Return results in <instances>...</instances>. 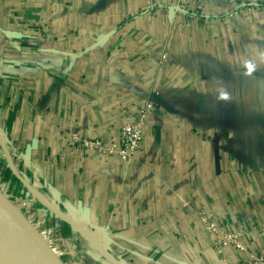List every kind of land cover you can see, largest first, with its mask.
<instances>
[{
    "label": "crops",
    "instance_id": "crops-1",
    "mask_svg": "<svg viewBox=\"0 0 264 264\" xmlns=\"http://www.w3.org/2000/svg\"><path fill=\"white\" fill-rule=\"evenodd\" d=\"M148 102L130 161L82 146L120 148ZM0 133L7 199L25 217L44 203L118 264L263 253L264 0H0Z\"/></svg>",
    "mask_w": 264,
    "mask_h": 264
},
{
    "label": "water",
    "instance_id": "water-1",
    "mask_svg": "<svg viewBox=\"0 0 264 264\" xmlns=\"http://www.w3.org/2000/svg\"><path fill=\"white\" fill-rule=\"evenodd\" d=\"M169 10L171 11L172 8L170 7ZM0 146L6 151L1 133ZM5 158L14 176L22 182L33 197L40 200L38 193L32 189L14 168L8 153L5 154ZM24 217L25 216L0 191V264H64L52 253L49 243L40 236ZM61 218L73 225L75 229L82 232L88 239H91L87 232H83L75 225L76 222L64 216ZM99 250L105 251V253L108 254V252L101 247ZM110 261L113 264H118L113 258L110 259Z\"/></svg>",
    "mask_w": 264,
    "mask_h": 264
},
{
    "label": "rangeland",
    "instance_id": "rangeland-1",
    "mask_svg": "<svg viewBox=\"0 0 264 264\" xmlns=\"http://www.w3.org/2000/svg\"><path fill=\"white\" fill-rule=\"evenodd\" d=\"M10 188L14 190L12 194L15 195L16 201L20 203L21 209L23 208L22 204H26L25 206L27 207L30 206L25 190L21 186L17 188V186L12 185ZM2 191L6 192V186H2ZM34 204L38 206L33 211L31 210L35 212L34 216L29 215L30 217H24V219L49 243L52 253L64 264H111L108 261L113 257L110 254H106L105 251H100L97 248L93 249L89 240L84 239L85 241L82 240L80 244L75 241L76 236L78 237L77 232L85 237L82 232L75 229L70 223L63 222L59 215H52L51 217L40 216L41 213L38 212L45 207V204Z\"/></svg>",
    "mask_w": 264,
    "mask_h": 264
},
{
    "label": "built area",
    "instance_id": "built-area-1",
    "mask_svg": "<svg viewBox=\"0 0 264 264\" xmlns=\"http://www.w3.org/2000/svg\"><path fill=\"white\" fill-rule=\"evenodd\" d=\"M154 107L152 102L145 103L140 107L138 113L132 116L119 131V143L120 148L116 147L113 143H106L103 139L85 140L82 146L87 149L96 150L99 154L106 152H116L125 161H130L138 149L140 148L143 131L146 125L149 111ZM3 137V136H2ZM5 143V139L3 138ZM6 194L12 195V190L6 188ZM232 243L235 247H240V243L237 241V235L227 234L224 236L222 244ZM240 264H264V252L259 254H250L247 259L240 262Z\"/></svg>",
    "mask_w": 264,
    "mask_h": 264
},
{
    "label": "trees",
    "instance_id": "trees-1",
    "mask_svg": "<svg viewBox=\"0 0 264 264\" xmlns=\"http://www.w3.org/2000/svg\"><path fill=\"white\" fill-rule=\"evenodd\" d=\"M8 174H9V172H5V177H7V176H8Z\"/></svg>",
    "mask_w": 264,
    "mask_h": 264
},
{
    "label": "bare ground",
    "instance_id": "bare-ground-1",
    "mask_svg": "<svg viewBox=\"0 0 264 264\" xmlns=\"http://www.w3.org/2000/svg\"><path fill=\"white\" fill-rule=\"evenodd\" d=\"M41 201H42V199H41ZM46 202V201H45ZM47 205V204H46ZM85 232V231H84ZM86 233V232H85Z\"/></svg>",
    "mask_w": 264,
    "mask_h": 264
}]
</instances>
